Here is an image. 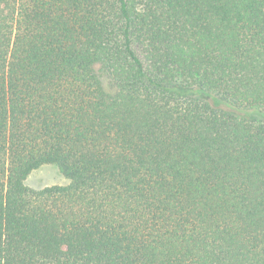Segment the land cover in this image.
<instances>
[{"label": "trees", "instance_id": "trees-1", "mask_svg": "<svg viewBox=\"0 0 264 264\" xmlns=\"http://www.w3.org/2000/svg\"><path fill=\"white\" fill-rule=\"evenodd\" d=\"M0 264H264V0H0Z\"/></svg>", "mask_w": 264, "mask_h": 264}, {"label": "rangeland", "instance_id": "rangeland-1", "mask_svg": "<svg viewBox=\"0 0 264 264\" xmlns=\"http://www.w3.org/2000/svg\"><path fill=\"white\" fill-rule=\"evenodd\" d=\"M25 184L33 189H43L54 185H67L68 181L55 166L44 165L31 172L25 179Z\"/></svg>", "mask_w": 264, "mask_h": 264}]
</instances>
